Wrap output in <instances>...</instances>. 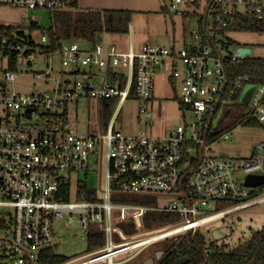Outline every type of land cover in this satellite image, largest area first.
<instances>
[{"label":"built area","instance_id":"1","mask_svg":"<svg viewBox=\"0 0 264 264\" xmlns=\"http://www.w3.org/2000/svg\"><path fill=\"white\" fill-rule=\"evenodd\" d=\"M187 3L170 0L169 8L181 14L180 5ZM0 6L50 12L64 7L63 0H0ZM237 16L264 21V0H205L199 30L192 32L195 42L183 48L144 44L120 51L102 40L87 50L75 42L52 48L47 34L35 41L18 29L0 31V264H43L61 220L78 224L87 240L101 234L103 245L60 264H122L156 242L172 238L166 251L203 226L264 202V185L244 184L248 175H264V142L246 157H226L211 154L213 140H208L218 109L240 99L248 86L254 90L244 104L253 116L246 119L264 121V85L243 77L230 86L226 57L220 55L218 31ZM54 54L63 67L75 69L62 72L53 89L31 94L13 89L18 72L37 55L50 61L35 75L50 79ZM237 59L235 52L231 60ZM93 68L104 70L101 80L94 78L100 72ZM155 68L167 70L180 110L194 121L177 126L168 137L120 134L114 129L117 113L130 96L138 103V123L150 126ZM82 99L117 100L104 133L79 134L69 127L67 104ZM95 151L106 171L92 200L93 192L80 190L86 181L74 175L87 176ZM121 195L169 199L145 205L113 200ZM148 212L173 214L176 221L130 235L116 226L126 222L144 228Z\"/></svg>","mask_w":264,"mask_h":264},{"label":"rangeland","instance_id":"2","mask_svg":"<svg viewBox=\"0 0 264 264\" xmlns=\"http://www.w3.org/2000/svg\"><path fill=\"white\" fill-rule=\"evenodd\" d=\"M197 2L199 4L198 7L194 5H192V8L191 6L186 7L190 9L189 15L186 17L171 10L170 14L165 16L167 34L154 37L158 38L159 42L157 39L151 45L156 44L170 47L174 35L176 36L174 41L177 48L188 47L190 43H194L195 40L193 39L192 32L199 30V14L203 9L205 0H197ZM183 7L185 8V6L180 5L179 9L182 10ZM192 10H194V12H191ZM1 25L16 28L20 26L17 28L18 30L31 36L35 41H39L41 34L48 35V28L51 25V12L44 9L0 6V26ZM226 37L242 45H247V48L250 49V53L247 55L248 57L264 58V34L232 32L228 33ZM62 41L67 44L75 42L81 49L85 50L92 47V44L85 40L71 38ZM102 41L104 45L113 43L111 42V37L106 35H103ZM219 48L222 57L229 55L235 56V48L231 46L227 49H224L222 46H219ZM51 59L53 71L50 75V79H45L43 77L39 78L35 75L36 71L43 70L50 61L49 58L44 55H37L34 61L23 65L21 69L22 74L18 72L13 84V89L21 94L51 90L55 86V80L61 76L62 72H71L75 69L74 65L63 67L61 65V58L58 54H54ZM87 71H89V69H87ZM91 71L100 72V75L94 78L96 80L102 79L103 69L93 68ZM153 73L152 80L154 89L152 92L151 107L153 116L150 119V126L144 127L143 124L138 123V103L136 98L130 96L120 105L117 113L114 129L120 134L125 136L138 135L145 131L152 137H168L170 132L177 126L189 125L194 121L190 113H182L180 110L175 97L176 92L172 90L167 79V70L155 68ZM66 110L68 125L74 132L89 134L91 136L99 132H105V126L101 120V101L97 102L88 99L73 100L67 104ZM229 110L237 116H253L249 111V107L242 103L240 99L232 101L230 105L225 107L221 106L218 109L211 124V131H215V128L218 127V122L223 120L225 113ZM258 123V127L240 125L226 133V139L220 137L217 141L213 140L210 153L215 156L246 157L254 144L264 142V121ZM98 155L99 152L95 151L87 176L84 173L74 175V178L86 181L88 188L97 190L104 184L106 171L105 163L104 161H99ZM136 199L137 200L133 202V204L145 205L162 203L169 198L156 196L149 199L136 197ZM116 226L125 235L134 234L146 229L145 225L144 228L137 227L136 225L129 226L126 222H116ZM261 229H264V202L228 214L217 221L203 226L200 232L204 236L207 246L213 245L214 247H221L224 245L228 248L243 241L251 231ZM222 230L228 231L229 234H223L221 238L214 239L213 232L218 231L221 233ZM55 234L54 250L58 255L74 258L87 253L86 233L81 230L78 224L69 226L64 220H61L58 222ZM113 237L116 241L120 240L116 234H113ZM170 241H173V239L170 238L168 242H156L142 250L134 259L122 264H140L146 258L153 257L156 251L165 250V248L170 245Z\"/></svg>","mask_w":264,"mask_h":264},{"label":"trees","instance_id":"3","mask_svg":"<svg viewBox=\"0 0 264 264\" xmlns=\"http://www.w3.org/2000/svg\"><path fill=\"white\" fill-rule=\"evenodd\" d=\"M63 9L51 12V25L48 28L50 46L59 48L65 39H80L88 41L93 45L97 44L99 37L103 35H126L132 21V11L128 10H94L79 9L77 0H63ZM189 15L186 13L184 17ZM201 21V20H200ZM199 21V23H200ZM18 26L17 28H19ZM12 26H0V31H14ZM246 32L264 34V21L252 17H231L227 26L218 31L219 43L224 49L228 47H247L226 37L228 33ZM234 49V50H235ZM225 69L230 86L243 77H247L249 84L264 85V58H244L231 60V55L226 56ZM239 90L235 93L234 99H238ZM102 102L101 120L106 126L117 106L116 99L104 100ZM67 112H65V117ZM246 116H237L229 110L225 113L223 120L218 122L208 140H214L226 134L234 128L243 125L247 127H258L259 123L255 118L246 119ZM80 190L93 192L91 199L95 200L94 190L87 187L86 183L80 185ZM114 201L133 203L136 197L123 196ZM176 221V217L169 213L148 212L144 215V225L148 229L157 228ZM103 245L101 234L92 233L87 240V252L96 250ZM173 246V247H172ZM171 248L164 250V256L155 264H174L182 257H187L184 264H264V229L253 230L238 244L226 248V246L214 247L206 245L201 232L186 235L178 244H172ZM211 249V252L208 250ZM47 258V259H46ZM71 258L54 253V249L46 251L43 264H60Z\"/></svg>","mask_w":264,"mask_h":264},{"label":"crops","instance_id":"4","mask_svg":"<svg viewBox=\"0 0 264 264\" xmlns=\"http://www.w3.org/2000/svg\"><path fill=\"white\" fill-rule=\"evenodd\" d=\"M181 15L189 13L192 5L198 7L197 0H185ZM170 0H77L79 9L94 10H128L132 11V21L126 35H107L111 37V45L120 51H128L130 48L139 49L144 44H153L160 35L167 34L166 15L170 14ZM191 12H194L192 10ZM174 35L171 46L175 45ZM103 40V37H102ZM159 42V39L157 40ZM156 45V44H154ZM69 124V123H68ZM70 127V126H69ZM255 145V144H254ZM253 145V146H254ZM253 148V147H252ZM250 149V152L252 150ZM249 152V154H250Z\"/></svg>","mask_w":264,"mask_h":264},{"label":"water","instance_id":"5","mask_svg":"<svg viewBox=\"0 0 264 264\" xmlns=\"http://www.w3.org/2000/svg\"><path fill=\"white\" fill-rule=\"evenodd\" d=\"M101 40H102L101 37H99L97 42H100ZM203 44H205V37H202V45ZM201 47L202 46H200V48ZM194 49H195L194 46H190V48H189L190 51H193ZM235 52H236L237 57L244 58L245 56H247L250 53V49L247 47H237L235 49ZM41 72L42 71H37V73H41ZM253 90H254V86H248L247 88H245V90L243 91L242 96L240 98L242 103H246L249 101ZM244 184L246 186H250V187H257V186L264 185V175H248L245 178ZM223 234L227 235L229 233L226 230H222L221 233H219L218 231H214L213 232V238L219 239V238H221V236ZM163 256H164L163 251H156L153 257L146 258L140 264H154L155 261H159ZM187 261H188L187 257H182V258L177 259L174 264H184Z\"/></svg>","mask_w":264,"mask_h":264}]
</instances>
